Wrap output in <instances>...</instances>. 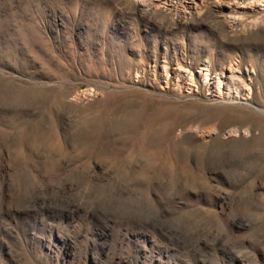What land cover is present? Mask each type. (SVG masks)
<instances>
[{"label": "rangeland", "instance_id": "rangeland-1", "mask_svg": "<svg viewBox=\"0 0 264 264\" xmlns=\"http://www.w3.org/2000/svg\"><path fill=\"white\" fill-rule=\"evenodd\" d=\"M0 264H264V0H0Z\"/></svg>", "mask_w": 264, "mask_h": 264}]
</instances>
